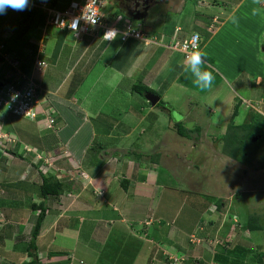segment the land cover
Returning <instances> with one entry per match:
<instances>
[{
	"label": "rangeland",
	"instance_id": "1",
	"mask_svg": "<svg viewBox=\"0 0 264 264\" xmlns=\"http://www.w3.org/2000/svg\"><path fill=\"white\" fill-rule=\"evenodd\" d=\"M57 1L65 5L71 0H67V3H64L66 0ZM183 1L185 2V0H164L153 3V6L145 9L146 21L124 16L116 18L117 15H114L116 11L111 10L109 5H106L103 11L109 23H115L114 25L121 27L122 22L129 20L134 26L143 29L146 34L147 32L156 33L165 27L170 31L167 33L172 36V33L176 32L173 38L179 37L175 40H180V36L184 33L198 32L202 34L203 41L201 40L200 44L203 46L209 38L208 34L202 33L207 32L208 28L205 26L208 20L194 26L191 21H194L195 14H199L202 3L211 5L213 2L212 0H195L184 4L181 13H179L180 10L175 14L168 11L180 8ZM233 1L215 0V11H231ZM245 1V3L242 1L243 4L233 17L227 18L228 21L223 26L220 35L206 43V46L215 52L206 50L207 57L205 59L211 61L225 75L223 78L221 74L220 78L213 73L215 80L210 89L201 90L193 83L195 76L190 68L184 73L167 70L166 75L161 74L159 72L161 64L157 58H152L148 65L149 71L142 67L140 68L142 70L137 72L135 67L133 74H145L142 83H148L154 94L160 97L156 106H151L144 95L134 93L133 96H129V92H133V90L128 88L124 92L122 88V86H130L133 83L132 80L140 81L136 80L139 76L135 77L130 74L133 69L124 65L128 61H132V58L128 59L126 56L131 57L134 52H138L133 51V45L131 43L117 44L119 45L117 50H115L116 47L107 46L99 62L94 58L96 52L94 54L92 51L98 45L102 48L107 43H101L98 39L92 41V47L81 64L86 67L89 61H93V65L99 62L100 66L105 67L108 72L104 75L105 79L99 81L97 85L94 84V89L90 91L92 98L89 103L91 107L85 108V105L81 104L82 100L75 102L77 107L68 102L71 95L73 96L75 93L79 79H85L89 75V72L85 74L86 68L84 69L83 66L75 69L72 75H69L66 83L68 89L65 87L64 90L58 91V96L61 98L57 99L54 105H56L59 116H65L68 122L74 126L73 131L76 133L80 131V134L76 136L78 137L77 142L88 141L89 146L91 145L87 155L92 162H100V160H104V157L111 158L115 153L120 156L119 164L122 162L131 164L134 163V160H129V154H125V152L136 154L141 162L146 163L148 169L138 170L135 168L133 171L131 166H126L128 171L125 170L123 176L129 180L134 179L132 177H137V180L145 181L147 185L151 184L152 189L150 194L139 195L138 201L135 198H125L119 192L116 194L115 190L110 191L109 196L116 200L118 208H121L120 211L123 210L127 215L126 224L120 222L119 212H115L112 206L107 209L103 208L105 205L101 202L103 200L101 196L99 198L89 197L90 205L87 209L84 206L79 207V210L76 211L78 216L73 212L69 220L62 219L54 227L56 232L70 229L72 237L61 234L51 240L49 234L40 241L35 240L39 244L46 245L51 240L43 252L49 259L58 253L57 250L70 251L73 248L77 249L75 252L76 264H264V230L248 231L244 229V223L250 217L255 225L264 228V160L262 161L264 137L259 139V149L254 156L250 157L249 162L226 155L223 152V142L217 141V138L227 131V126L231 123L230 117L234 105L238 103L239 99L242 100V103L239 114L235 118L236 124L243 123L246 117L248 118L247 114L250 111H256L264 116V0ZM218 3L226 6V10L219 9ZM247 9L250 10L247 11ZM149 10L150 13H148ZM12 11L14 10L10 8L1 14L0 25L3 22L6 24L7 18L12 17ZM142 11L144 12V10ZM217 19L219 18H216L215 22ZM152 23L153 25H151ZM17 26H20L21 30L25 28L20 22ZM178 26L180 28H177ZM169 27L175 28L171 30ZM147 35L149 36V34ZM91 39L92 37L85 36L83 46H86ZM80 44V42L76 43V45ZM69 48L66 46V50ZM79 48L82 47L79 46ZM148 48L143 47L141 50L146 51ZM138 53L143 56V52ZM181 54L183 55V53ZM150 58L151 55L146 59L150 60ZM254 62H258L257 68L260 72L256 71V74H260L262 78L261 82L258 81L260 82L259 87H254L253 82L256 74L251 75L248 69ZM60 65L64 69V65L61 63ZM225 66L231 68L233 74H237L235 79H232L233 75L227 71ZM2 68L1 66L0 69ZM100 69L93 66L92 73H90V77L88 76L83 88L90 86L92 80H95V74L99 73ZM116 70H128L130 75H126L128 77L124 80L125 84L111 78ZM41 74L34 72L33 80L38 81ZM170 79H173L172 83H168ZM57 80H59L57 76L51 78L52 82ZM244 85L251 91L248 92L249 89ZM83 90L81 92L85 96V101L89 93L84 90L86 94ZM261 97L263 98L260 99ZM246 99L248 101L245 102ZM70 101H74V99ZM83 107L88 109L91 115L92 113L96 114L99 120L102 119L101 121L106 125L102 127V131H110V134L116 136L118 129L119 135L123 134L121 138L124 145L123 150L121 146L119 147V140L110 139L106 133H100V127L97 129L99 134L92 138V142L88 140V123H84L85 127H80L83 125L82 120L74 119L75 115L82 116L87 111L81 109ZM117 114L122 115L117 117ZM120 117L123 120H120ZM0 118L1 141L13 143L12 141L15 140L9 147L14 151L16 142L21 148L25 147L23 144H28L27 146H35L40 149L43 148V145L48 149H51L50 147L55 149V146H58V141L54 133L62 139V135L68 132L63 119L54 129H48L43 124L40 126L36 121L15 116L4 108H0ZM117 119L119 120L117 121ZM174 122L181 124L189 136H181L176 131ZM112 123H116L117 128L111 126ZM4 127H11L13 131L7 132ZM82 138L84 141H81ZM257 140L258 137L253 141ZM116 143L118 144L116 145ZM65 145L59 146L64 147ZM114 145L116 147H113ZM118 147L119 149H117ZM35 156L32 153L31 160H35ZM151 156L158 158L156 163L151 162ZM25 161L30 162L25 156L19 158L9 153L0 154V162L4 165L10 164L13 167L15 164L26 165L30 170L31 165H27ZM45 162L40 161L36 164L43 167L48 164ZM1 164L0 180L3 178ZM9 169L7 168V170ZM15 174L17 178L20 175L23 179H26L24 175H28L24 170L15 172ZM116 174H118V170ZM122 180L121 177H118L116 183ZM11 183V186L0 193V197L6 200V206H9L8 200L13 201L10 203L12 207L10 213L13 215L15 211L24 207L27 208L25 212H33L29 206L31 204L30 197L35 193L39 194V187L34 188L26 181L19 182L16 178H13ZM113 187L118 188L119 186L113 184ZM110 189H112L111 186ZM146 198H152V200H146ZM33 199L40 200V198ZM218 200L221 203L217 204L220 208H217L216 205ZM210 202L215 203L212 208L213 216H215L212 224L208 221ZM80 205L83 204L79 203L78 206ZM204 209H206L205 212H202ZM223 216L228 222L224 225L220 224L219 229L215 232V239L197 238L205 232H202L204 229L214 231L215 222ZM137 217H140L141 221L138 222ZM143 217L147 219L145 223H150V225L143 224ZM212 218L210 219L212 220ZM103 224L105 227H101ZM184 230L189 233L193 231L194 235L186 234L183 232ZM30 238L31 236L27 238L28 243ZM85 241L90 247L89 254L84 249ZM228 247L231 250L234 249L232 256L226 252L225 248ZM30 250L32 251V249ZM148 254L153 256V260L148 259ZM215 254H220L216 260H214ZM166 255L174 261L170 259L169 262ZM147 259L149 262H146ZM22 264L30 263L23 262Z\"/></svg>",
	"mask_w": 264,
	"mask_h": 264
},
{
	"label": "crops",
	"instance_id": "2",
	"mask_svg": "<svg viewBox=\"0 0 264 264\" xmlns=\"http://www.w3.org/2000/svg\"><path fill=\"white\" fill-rule=\"evenodd\" d=\"M61 1H63V0H61ZM71 1H73V0H71ZM192 1H195V0H188V2H187V0H185V2L183 1V4L180 8L170 9L168 11L175 14L180 10L179 13H181V11H182L181 9L185 6L184 4H188ZM242 1H244V3L246 2L245 0H234L233 4L231 5V7H232L231 11H229V12H225L222 10L215 11V5H216L215 0H212L213 3H211V5H207V4L202 3V8L200 7V9H199V14H195L194 15V17H195L194 21H191V22H193V26H194L195 24H200V23L206 22L208 20L207 21L208 23L207 24L205 23L206 24L205 27H207L209 30L206 29L207 32L206 33L202 32V33L208 34L209 38H208L207 42L206 41H204V42L209 43V42L213 41L217 35H220V33L223 31V26L228 21L227 18H229V17L231 18L236 14L239 7L243 4ZM56 2H57L58 7H60V8L66 6L69 3L67 0L64 2V3L68 2L65 5L58 3L57 0H56ZM204 7H207V8H204ZM217 7L219 9L221 8L223 10H226L225 9L226 6L220 5L219 3L217 5ZM249 10L250 9H247V11H249ZM201 11H203V12L201 13ZM148 13H150V10L148 11ZM39 15H41V13L36 12V15H34L33 18L31 17L30 20H28V21L26 20L25 22H22V24L24 25V27L27 30L24 31V29H22V30L16 31L15 26H16V28L21 29V27L17 26L18 22H20L19 19H20L21 15H20V11H12V17L7 18V20L5 21L6 24L3 22L0 25V37H3L6 39L5 45H6V48L10 50V52L11 51L15 52L16 50H19V52L21 51L24 53H27L29 51H36V56L42 58L43 60H45L48 63L47 67L42 72L40 79L38 81H36V83L39 87L40 94L43 96V98L49 99L52 107L55 106V107H53V109L57 112V114H58V111H57L56 105H54V104H55L57 99L61 98L60 96H58V91L61 89L64 90V88L67 85L66 83L68 82L69 75H72V72L75 71V69L79 68L80 66H83L81 64L82 60H84L83 58L86 57L87 53L91 49L92 41H95L96 39H98L101 43H107L105 46L103 45L102 48L98 45V47L92 51L94 54L96 52V56L94 58L96 60H99V62H100V59L102 58V56L104 54V49H106L107 46L116 47L115 50H117L119 45L131 43V45H133V47H134L133 51H136V52L138 51L140 53L143 52L142 53L143 56H141L138 52L137 53L134 52L133 55H131V57L126 56V58H128V59L132 58L131 59L132 61H128L126 64H124L127 67H131L129 69H131V70L133 69L132 73H130V74H133L134 70L136 68L138 70L137 72H140V70H142L140 68H142V67L147 69L146 71H149L148 65L152 61V58L153 59L154 58L159 59L158 61H160V64H161V68H159V72L161 74L163 73L164 75H166L168 73L167 70H170V72H172V70H174V72H176V73H184L185 72V67L187 66L186 56H184V54L182 55L177 50H172V49L168 48L169 44L172 42L171 40L174 39L173 37L175 36L176 32L173 31L174 33H172L173 34V36H172V35L167 33V32L170 33V31L165 29V27H163V29L159 30L156 33L150 34L147 32V34H149V36L154 37L156 39V43H152L149 45H145V44H143V42H139V41H129L127 43L106 42V41H103L102 39H100L99 37H94L93 35L83 34V35L76 37V36H74L68 32L58 31V30H54V29H50V30L44 29L43 28V21L40 19L42 16L39 17ZM146 17H147V15H146ZM146 17L143 21H146ZM216 18H219V19H217L215 22ZM217 22H219V23H217ZM151 25H153V23ZM216 25H218V26H216ZM175 27H169V28H171V30H172ZM177 28H180V26H178ZM141 30H143V29H141ZM193 32H195V31H193ZM190 33L191 32L182 34L180 36V38H181L180 40L184 39ZM198 34L200 35V38L203 41L202 36H201L202 34H200V33H198ZM85 36L92 37V39L90 40V42L86 46H83V42L85 41L84 40ZM175 39H179V37L178 38L175 37ZM79 42L81 44L76 45V43H79ZM206 43L203 44V46L200 44L199 49L203 50L204 52H206V50H208L209 52H215V50L206 46ZM117 44H119V45H117ZM66 46H68L70 48L66 50ZM79 46H81L82 48H79ZM143 47H149V48L146 51L145 50L142 51L141 49ZM144 52L146 53V55H144L145 54ZM254 53L256 54V52H254ZM150 55H151L150 60L146 59ZM90 59H92L91 56H90ZM99 62H97L95 65H93V61H89L86 67L83 66L84 69L86 68L85 74H87V72H89V75H90V73H92L93 66L96 69H99V68H101V69H100L99 73L95 74V80H92L89 87L86 86L85 88H83L85 81H87L88 78L90 77L89 75H88L89 77L86 76L85 79H81L82 81L81 82L79 81L76 84L77 88L75 87L74 95L73 96L71 95V97L68 99V102L73 104L75 107H77L75 105V102H80L81 100L83 102L81 104H84L85 108L91 107V105L89 103V100L92 98L90 91L94 89V84L97 85L99 81H102L105 79L104 75H106V72H108V71H106L105 67L100 66L101 64ZM60 63L64 65V69L61 68ZM257 63L258 62H254V63L250 64V65H252L251 67L249 65L250 68H248V69H249L251 75L256 74V71H259V69L257 68ZM83 64H84V62H83ZM98 64H99V66H97ZM208 65H211V68H208ZM2 67H3V69H5L4 66H2ZM225 67H226L227 71L233 75L232 79H235L237 77V74H233L234 72L232 71L231 68H229L227 66H225ZM202 68L203 69H209L210 71H213V73L215 75H218L220 78L222 77V75H223V78L225 77L224 73L221 72L219 69H217L215 67V65L211 61H208L207 59H205V65L202 66ZM128 70L127 71L116 70L114 75H112L111 78L115 81L116 80L119 81L120 83L122 81V83L125 84L124 80H125V78L128 77L126 75H130L128 73ZM144 75L145 74H140V75L135 74L134 76L135 77L139 76L136 80H140L142 82V80L145 77ZM56 76L59 77V80L52 82L51 78L56 77ZM258 81H260V82L262 81L260 74H256V76H255V79L253 82L254 87L260 86V82H258ZM132 82L133 83H131L130 86L128 85V87L122 86V88L124 89V92L126 90H128V88H130V90H132L131 89L132 84L136 83L133 80H132ZM172 82H173V79H170L168 83H172ZM143 84H145L147 87H149L152 90V88L150 86H148V83H143ZM246 88L249 89L248 87H246ZM65 89H68V88L66 87ZM83 89L87 93H89V95H88L89 97L87 96L85 101H84L85 96H83V92H81V90H83ZM170 89H171V87H170ZM251 89H253V88H251ZM76 91H77V93H76ZM250 91L251 90L249 89L248 92H250ZM124 92H122V93H124ZM129 93H130L129 96H133L134 93L139 94V93H136L134 91L129 92ZM262 98L263 97H261L260 99H262ZM72 99H74V101H70ZM159 100H160V97H159ZM245 101H248V99H246ZM243 102H244V100H243ZM241 103H242V100H241ZM151 106H155V105H151ZM85 108L83 107L81 109H85ZM85 111L87 113L85 112L84 114H82V116L75 115L74 119L75 120H82L81 123H83V125H80V127L81 126L85 127L86 124H84V123H88V129H89V136L87 137L88 140H91V142H92V138L95 135L97 136L99 134L97 132V129H99V127H100V130H99L100 133H102V134L106 133V135L110 139H117V141L119 140V147L121 146V149L123 150L124 145L121 142L122 141L121 138H122L123 134L119 135L118 129H117L116 136H113V134H110V131H107V130L102 131V127L106 126L104 124V122L101 121L102 119L100 118V120H99V118L96 114L92 113V115H91V113L88 111V109H85ZM121 115L122 114H117V117L121 116ZM58 117H60L59 114H58ZM62 119H63L64 126H65V124L67 125V131L68 132L64 133V135H62L63 140L61 139V137H59V135L54 133L55 136H57L56 139L58 141V146H55V149H52V147H50L51 149H48L44 145H43V148L40 149V148H37L35 146L30 147V146H27L28 144H23L26 147V154H25L26 159L28 158L31 163H34V164H31L30 162L25 161V163L27 165L28 164L31 165L32 168L30 167L31 168L30 170L26 165L21 166L20 164L14 163L15 167H13L10 164H7V165L6 164L4 165L3 163L1 164L2 165L1 167H2V174H3L2 177L3 178L0 180V193L2 190H6V188L11 186V184H12L11 181L13 178L18 179L19 182L26 181V183H28L30 186H32L34 188H36V186H37V188H38L39 185L41 184V181H42L41 174H40L41 171L48 172L49 174H51V176L55 177L56 179H58L62 183L63 187H62V192L60 194L51 195L45 199V204H44V206L46 207L45 217L42 221V225H41V228L39 231V235L35 239V240H39V241L42 240L45 237V235L47 236L49 234L51 235L50 236L51 240L54 239L57 235H61V234L72 237L73 234L71 233L70 229L67 228V229H63L62 231L56 232V231H54V227L62 219L69 220L72 213L73 212L76 213V211L79 210L78 209L79 207L84 206V208L87 209V207L90 205V198L89 197L99 198V196H101V198H103V200L101 202L103 205H105L103 208L107 209V207L112 206L113 210L115 212H119L120 222L126 224L127 215L124 213L123 210L120 211L121 208H118L116 200L109 196L110 191L115 190L116 194H118V192H119V193H122L125 196V198H135L138 201L139 195H142L143 193H146V194L149 193L150 194V192H151L150 190L152 189L151 184L147 185V183H145V181L137 180V177H132L134 179L129 180L127 177L123 176V172L125 170L128 171L126 166H131L133 171H135L134 170L135 168L138 170L139 169H148V168H146L147 165L137 167L134 163L129 164L127 162H122L119 164L120 156L118 154L116 155L115 153L112 154L111 158H105L104 157L103 158L104 160H100V162H92V160L89 159L88 155H87L88 150H89L88 148L91 145L89 146L88 141H86L84 143L83 142H77L78 137H76V136H77V134H80V131L77 133L74 132L73 131L74 126L70 122H68V120L66 119L65 116L60 117V121H62ZM121 119L123 120L122 117H120V120ZM118 120L119 119H117V121ZM112 124L113 125H111V126L116 127V123H112ZM107 127H109V126H107ZM10 130L13 131L11 127H10ZM81 141H84V138H82ZM65 143H66V145H65ZM117 144L118 143H116V145ZM59 145H65V146L62 147ZM116 145H114L113 147H116ZM119 147L117 149H119ZM54 150H56V152H54ZM63 150H65V151H63ZM31 152L34 155H36L35 160H33V159L31 160V157H32ZM56 156H58V157H56ZM108 160H110V161H108ZM40 161H46L45 163H48V164L46 166L43 165V167L38 166V164H36V163H38ZM7 168H10V169L7 170ZM34 168H35V171H34ZM46 168L48 171L46 170ZM21 170H24L25 172L27 171L28 175L27 176L24 175V177L26 179H23V177H20V175L18 178L15 176L16 175L15 172H18V171L20 172ZM117 170H118V174H116ZM127 174H129V173H127ZM67 177H69V178H67ZM118 177H121L123 180L124 179L128 180L126 187L122 186V184H121L122 181L116 183ZM113 184H116L119 187L114 188ZM110 186L112 187V189H110ZM30 198H31L30 202H37V203L44 200V197H42L40 191H39V194L35 193V195L31 196ZM33 198H40V200L36 201ZM149 199L152 200V198H146V200H149ZM8 201H9L8 202L9 206H6V200H3L0 197V204L5 205V206L0 205V264H22L23 262L29 263L30 260L33 258V253H36V256L38 258L37 264H41L42 262H44V263L46 262L45 264H53V263L54 264H76L75 263V260H76L75 252L77 249L72 248V250H70V251L57 250L58 253L56 255L55 254L52 255V258L49 259L43 252H45V248L48 246V244H50L51 240L49 243H47V245L44 243L39 244L38 241L34 240V244H33L34 248L29 247L30 241L28 243L27 238L29 236H31V234H32V225H33V221H34L33 216H35V214H37L38 212L36 211V213L34 215H33V212L27 213V212H25L27 208L24 207V208L20 209L19 211H15V213L12 215L10 213V209L12 208L10 206V203H12V202L10 200H8ZM79 203H82L83 205L78 206ZM214 206H215V203H211V202L209 203L210 209L208 210V212H210V217H209L208 221L211 224H212V222H214L213 219L215 217V216H213L214 214H213V210H212V208ZM205 210L206 209L202 210V212H205ZM78 215L79 214L76 213V216H78ZM211 217H213L212 220L210 219ZM144 218H146V217H143V219ZM137 219L139 222L140 217H137ZM146 220L147 219H144L143 224L145 226L150 225V223L149 224L145 223ZM148 220H150V219H148ZM227 222L228 221H226L225 217L223 216V218H221L220 224L222 223V225H224ZM101 227H105V224H103ZM183 232L185 233L186 231L184 230ZM187 233H189V232H186V234ZM189 235L193 236L194 232L191 231L189 233ZM147 243H149V242H147ZM147 243H146V245L148 246ZM44 245H46V246L44 247ZM83 245L85 247L84 248L85 252L87 254H89L88 250L90 249V247L87 245V242L85 241L83 243ZM152 248H156V247H152ZM30 249H32V251ZM150 255L151 254H148V256H149L148 259L153 260V256L151 257ZM25 257H26V259H25ZM148 259L146 260V262H149Z\"/></svg>",
	"mask_w": 264,
	"mask_h": 264
},
{
	"label": "trees",
	"instance_id": "3",
	"mask_svg": "<svg viewBox=\"0 0 264 264\" xmlns=\"http://www.w3.org/2000/svg\"><path fill=\"white\" fill-rule=\"evenodd\" d=\"M20 15L21 16H20L19 21H20V23H22V22H25L26 20L27 21L30 20L31 17L33 18V16L36 15V10H31V9H27L26 8L25 10L20 11ZM114 15H117V14H114ZM0 16H2V15L0 14ZM40 16L41 15H39V17ZM117 17L118 16H116V18ZM121 17H119V18H121ZM40 19L43 21L42 17ZM15 29H16V31L21 30L19 28H16V26H15ZM25 30H27V29L24 28V31ZM143 32H145V31H143ZM193 33H195V34H197L199 36V39H198V48H199L200 47L201 38H200V35L197 32H191L184 39H188ZM5 43H6V39L3 38V37H0V44L3 45L2 53L10 54V56H9L10 60H13V61L15 60V61H17V63L15 65H12L11 63H9V61H7L0 54V67L1 66L5 67V70L3 68L0 69V85L3 82H10L12 80H17V78H19L20 79L19 85L23 86L28 81V79H32L33 80L32 74L34 72L42 73L44 71V69L47 67L48 63L44 60L46 65L40 71H37L34 68V65H33L34 64V60L37 58L36 51H31V52L29 51L27 53H24V52H21V51L19 52V50H16L15 52L14 51L10 52V50L6 48ZM40 59H42V58H40ZM80 80L81 79H79V81ZM34 82L36 84V95L38 97H40L41 100H42L41 107L43 109H46L48 107L50 108V106L52 107L49 99L43 98V96L39 92V87H38L36 81H34ZM131 89L134 92L139 93L140 95H143L146 92L154 93L153 90H151L149 87H147L141 81L132 84ZM156 105H157V103L155 104V106ZM240 106H241V100L239 99L238 103L236 105H234V110H233V112L231 114V117H230V122L231 123L228 124L227 131L225 133L223 132L221 137L217 138V141L219 140V142H223V152L226 155H228V156H230V157H232L234 159H239V160L241 159L244 162H249L250 161V157L252 155L254 156L256 154V151L259 149V144H258L259 139H262L264 137V116L260 115L256 111H250L247 114L248 118L246 117V119L244 120L243 123L236 124L235 123V118L239 114ZM243 106H244V103H243ZM54 116H55V124L57 125L58 122L60 121V117H58V114H57L56 111H55ZM27 119H29V118H27ZM29 120L36 121L40 126H41V124L44 125V116L43 115L38 114V116L36 118L29 119ZM174 126L176 128V131L181 136H186V135L189 136L188 132H186L184 130V128L181 126V124H179L178 122H174ZM4 129L7 132L10 131V128H5L4 127ZM52 132H54V131H52ZM254 136L258 137V140L255 141V142L252 140V138ZM14 141L15 140H13L12 142L14 143ZM13 143H10L8 141H6V143H3L1 141V137H0V154L9 153L10 155L11 154L12 155H16L19 158H23V156L26 157V155H25L26 154V151H25L26 148H24V147L21 148V146L19 144H17V142L14 144V145H16V150L15 151L12 150L11 148L9 149L10 145H13ZM125 154H129L130 155V156L128 155V159L134 160V164L137 167L146 165L145 162H141V160L138 159L136 154H130V152H125ZM262 158H263L262 159V161H263L264 160V156ZM157 160H158V158H154V157L151 158V162L152 163L153 162L156 163ZM1 163L2 162H0V164ZM40 174H41L42 181H41V184L39 185V190H40V193H41L42 197H44V200L39 202V203L31 202V204L29 205L34 214L36 213V211H38V213L35 214V216H33V220L34 221H33V225H32V234H31L30 243H29V247H32V248H34L33 247L34 246L33 245L34 244V240L39 235V231H40V228H41V225H42V221H43V219L45 217V209H46V207L44 206L45 199L48 196L60 194L62 192V187H63L62 183L58 179H56L55 177L51 176V174H49L48 172L41 171ZM127 183H128L127 179H124L121 182L123 187H126ZM11 202H13V201H11ZM218 203H220V200L216 201V205ZM217 208H220V207L217 205ZM220 221H221V218H219L215 222V230L214 231H212V230L207 231L208 229H204V230H202V232L203 231H205V232L201 233V235L199 237H197V238H200V239H215V232L217 231V229L220 226ZM244 229H247V230H255V229L264 230L263 227H259L258 225H255V222L253 223V220L251 219V217H250V219L248 221H246L244 223ZM225 249L227 250L226 252L229 255L232 256V252H233L234 249L231 250V248H229V247L225 248ZM161 256L163 257L164 254L161 255ZM219 256H220V254H215L214 255V260H216V258L218 259ZM37 259L38 258L36 256V253H33V258L30 260L29 263L30 264H37V261H38ZM166 259L169 260V262L172 260V258L170 256H167V255H166ZM172 261H174V260H172ZM182 261H184V260H182Z\"/></svg>",
	"mask_w": 264,
	"mask_h": 264
},
{
	"label": "built area",
	"instance_id": "4",
	"mask_svg": "<svg viewBox=\"0 0 264 264\" xmlns=\"http://www.w3.org/2000/svg\"><path fill=\"white\" fill-rule=\"evenodd\" d=\"M105 6L104 0H73L62 8L58 7L55 0H29L27 9L41 13L44 29L64 31L76 37L83 34L93 35L106 42L127 43L129 41H139L145 45L156 43L154 37H149L129 20H125L121 27L109 23L103 11ZM90 11L97 13L94 25L85 19ZM74 18H78V28L76 30L69 26ZM109 29H115L118 33L114 40L103 38V34ZM198 39L199 36L193 33L188 39L172 41L168 48L177 50L184 55H190L193 50L198 48ZM2 49L3 45L0 44V54L9 63L15 65L17 61L10 60V54L2 53ZM33 65L37 71H40L46 64L44 60L37 57ZM19 81L20 79L17 78V80L1 83L0 108L6 109L13 115L29 119L36 118L38 114L43 115L46 128L54 129L56 124L53 107L50 106L46 109L41 107L42 100L36 95V84L32 79H28L23 86L19 85Z\"/></svg>",
	"mask_w": 264,
	"mask_h": 264
},
{
	"label": "clouds",
	"instance_id": "5",
	"mask_svg": "<svg viewBox=\"0 0 264 264\" xmlns=\"http://www.w3.org/2000/svg\"><path fill=\"white\" fill-rule=\"evenodd\" d=\"M28 7H29V0H0V14L5 13L6 10L9 8H11L14 11H23ZM96 17H97V13L95 11H90V13L88 14L87 17H85V19L94 25L96 23ZM69 26L73 30H76L78 28V18H74L71 25ZM117 35L118 33L115 29H109L103 34V38L105 40H114ZM205 57H207V53L204 52L203 50H200L199 48L193 50L190 55L186 56L187 66L185 67V71H188L190 68L191 72L195 76L193 83L201 90L210 89L213 86V82L215 80L213 71L204 70L202 68V66L205 65V59H204ZM208 68H211V65H208ZM245 102L243 103L245 104Z\"/></svg>",
	"mask_w": 264,
	"mask_h": 264
},
{
	"label": "flooded vegetation",
	"instance_id": "6",
	"mask_svg": "<svg viewBox=\"0 0 264 264\" xmlns=\"http://www.w3.org/2000/svg\"><path fill=\"white\" fill-rule=\"evenodd\" d=\"M111 10L116 11L117 16H125L131 19L144 20L145 9L157 1L164 0H104ZM144 10V12L142 11Z\"/></svg>",
	"mask_w": 264,
	"mask_h": 264
},
{
	"label": "water",
	"instance_id": "7",
	"mask_svg": "<svg viewBox=\"0 0 264 264\" xmlns=\"http://www.w3.org/2000/svg\"><path fill=\"white\" fill-rule=\"evenodd\" d=\"M146 100L151 104V105H155L157 103V101L159 100V96H157L156 94L152 93V92H146L144 94ZM257 137L254 136L253 140H255Z\"/></svg>",
	"mask_w": 264,
	"mask_h": 264
}]
</instances>
